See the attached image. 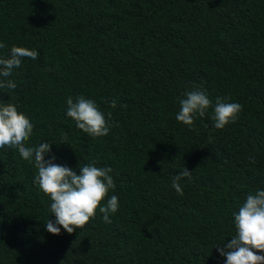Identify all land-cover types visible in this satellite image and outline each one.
<instances>
[{
    "label": "trees",
    "instance_id": "obj_1",
    "mask_svg": "<svg viewBox=\"0 0 264 264\" xmlns=\"http://www.w3.org/2000/svg\"><path fill=\"white\" fill-rule=\"evenodd\" d=\"M0 42V58L13 46L39 53L8 77L14 90L0 89L33 124L25 146L52 143L44 159L77 174L111 167L101 206L119 202L111 223L97 209L84 228L53 235L34 159L0 148V264H225L215 247L264 190V0H0ZM194 89L212 105L189 127L176 115ZM70 96L112 113L107 136L76 127ZM218 97L242 105L223 129Z\"/></svg>",
    "mask_w": 264,
    "mask_h": 264
},
{
    "label": "clouds",
    "instance_id": "obj_2",
    "mask_svg": "<svg viewBox=\"0 0 264 264\" xmlns=\"http://www.w3.org/2000/svg\"><path fill=\"white\" fill-rule=\"evenodd\" d=\"M6 47L0 42V49ZM38 51L24 47L13 46L8 58H0V89L14 90L17 85L8 79L14 69L21 66L23 58L36 60ZM66 115L76 122V127L92 137L107 136L110 128L111 112L102 113L93 100L83 96L68 97ZM180 110L176 120L191 127L197 115L204 117L212 101L207 94L198 89L183 93L179 100ZM117 101L112 99L109 107L115 108ZM242 111L239 103H227L218 97L215 102L214 127L223 129L227 124L234 123ZM33 132V124L21 112L17 111L11 103H0V148L5 146L18 150L19 155L29 163L33 162L38 170L34 183L51 199L50 211L55 216V222L48 220L45 224L46 231L59 235L61 228L68 234L76 229H82L91 218L96 215V210L103 214V220L111 223L109 216L119 208L118 198L112 195L104 206L102 201L107 197L109 190L115 188V183L110 175L111 167H97L89 163L79 167V174L75 170L55 164V157L45 160L50 153L52 143L42 142L36 147H26ZM66 144V143H65ZM70 146V145H69ZM255 163L254 158H250ZM186 168L173 178L172 187L177 194L183 195L179 181L190 176ZM237 234L227 244L217 245L219 254L225 257V264H264V190H257L249 194L246 202L239 208L238 213H233Z\"/></svg>",
    "mask_w": 264,
    "mask_h": 264
}]
</instances>
